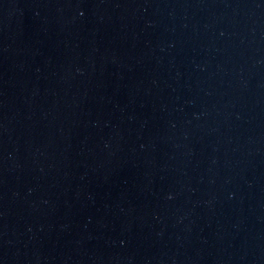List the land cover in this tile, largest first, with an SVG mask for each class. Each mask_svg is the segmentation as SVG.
Instances as JSON below:
<instances>
[{
  "label": "water",
  "instance_id": "95a60500",
  "mask_svg": "<svg viewBox=\"0 0 264 264\" xmlns=\"http://www.w3.org/2000/svg\"><path fill=\"white\" fill-rule=\"evenodd\" d=\"M0 50L175 264H264V0H0Z\"/></svg>",
  "mask_w": 264,
  "mask_h": 264
}]
</instances>
